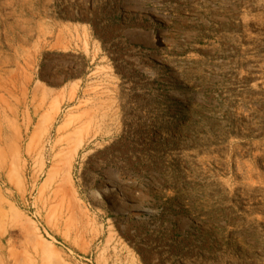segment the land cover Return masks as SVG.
Returning a JSON list of instances; mask_svg holds the SVG:
<instances>
[{"label":"rangeland","instance_id":"obj_1","mask_svg":"<svg viewBox=\"0 0 264 264\" xmlns=\"http://www.w3.org/2000/svg\"><path fill=\"white\" fill-rule=\"evenodd\" d=\"M0 264H264V0H0Z\"/></svg>","mask_w":264,"mask_h":264},{"label":"bare ground","instance_id":"obj_2","mask_svg":"<svg viewBox=\"0 0 264 264\" xmlns=\"http://www.w3.org/2000/svg\"><path fill=\"white\" fill-rule=\"evenodd\" d=\"M172 108L175 109L176 106H172ZM131 184L132 178L130 175L114 179L111 178V176L106 175L97 189V196L104 199L109 204L110 209L115 213L122 215L142 213L144 212V209L135 201L134 195L129 187ZM135 186L136 185L134 184L133 187Z\"/></svg>","mask_w":264,"mask_h":264},{"label":"crops","instance_id":"obj_3","mask_svg":"<svg viewBox=\"0 0 264 264\" xmlns=\"http://www.w3.org/2000/svg\"><path fill=\"white\" fill-rule=\"evenodd\" d=\"M257 65H259V66H262L263 64H262V62H259V61H257ZM261 74H263V73H261ZM261 77H262V75H261ZM257 82V81H256ZM255 82V83H256ZM255 83H252L251 84V88H252V90H259L258 88H260L261 86H258L257 84H255Z\"/></svg>","mask_w":264,"mask_h":264}]
</instances>
